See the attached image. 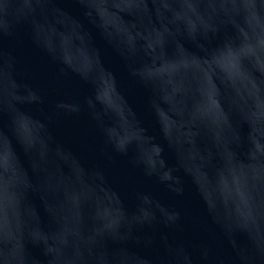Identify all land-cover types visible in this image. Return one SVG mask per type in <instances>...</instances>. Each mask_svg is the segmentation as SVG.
Returning a JSON list of instances; mask_svg holds the SVG:
<instances>
[{"label":"water","instance_id":"water-1","mask_svg":"<svg viewBox=\"0 0 264 264\" xmlns=\"http://www.w3.org/2000/svg\"><path fill=\"white\" fill-rule=\"evenodd\" d=\"M0 264H264V0H0Z\"/></svg>","mask_w":264,"mask_h":264}]
</instances>
